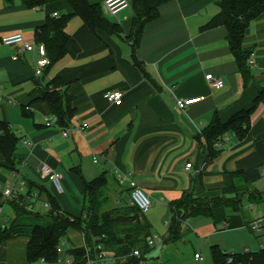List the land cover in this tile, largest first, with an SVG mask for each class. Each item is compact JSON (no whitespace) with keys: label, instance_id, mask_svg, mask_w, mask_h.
Listing matches in <instances>:
<instances>
[{"label":"crops","instance_id":"obj_1","mask_svg":"<svg viewBox=\"0 0 264 264\" xmlns=\"http://www.w3.org/2000/svg\"><path fill=\"white\" fill-rule=\"evenodd\" d=\"M90 1L100 4L107 20L120 25L121 34L99 30L93 33L73 17L65 28L69 36L66 54L43 75L35 77L33 68L38 52H25L13 61L16 47L4 46L1 39L21 34L33 42L35 31L46 16H61L69 12V7L63 0L34 8L25 7L21 0H0V120L8 122L19 138L13 165L0 157V225L4 223L7 228L4 207L13 201L2 194L13 183L12 174L42 189L33 192L39 196V202H47L49 194L61 212L73 218L84 214L85 182L104 173L110 206L122 207L128 203L129 182L134 181L150 198L151 207L144 220L151 227L152 238H156L160 226L167 228L169 205L184 192L202 198L220 196L231 185L230 175L242 172L261 193V201L245 200L237 211L215 210L213 218L218 223L212 228L201 223L196 229L191 218L184 224L182 238L189 232L196 235L202 231L208 238L222 231L240 232L229 237V247L245 229L255 238H264V229H250L253 221L264 219V98L255 107L244 139L239 141L227 134L216 145L219 153L214 157L209 156L204 140L200 139L201 131L214 116L227 121L235 113L253 107L264 90V13L245 32L243 50L250 54L251 72V78L245 82L229 50L225 28L202 30L218 13L219 0H174L162 6L159 17L144 26L134 57L131 42L126 40L131 32L130 6L109 16L103 10L107 0ZM207 74L221 80L222 87H209L205 81ZM56 78L64 81L75 110L64 129L47 127L44 119L51 115L49 108L35 100ZM113 90L123 94L120 105L104 99V94ZM196 99L199 100L185 110H178V100ZM189 163L191 168L186 171L185 165ZM42 164L60 176L61 193L40 176ZM14 201L25 209L27 204L34 203L28 198L27 185ZM33 205L37 206L36 211L42 209ZM31 213L15 224H48L46 211L45 215ZM165 233L159 238L160 243ZM12 240L9 241L19 244L22 264H28L27 239ZM61 245V258L67 260L68 251L85 247V241L79 232L69 229ZM8 247L9 243L0 247V264H16ZM263 247L260 244L258 249ZM246 251L250 250L243 252ZM194 261L199 264L195 258Z\"/></svg>","mask_w":264,"mask_h":264},{"label":"trees","instance_id":"obj_2","mask_svg":"<svg viewBox=\"0 0 264 264\" xmlns=\"http://www.w3.org/2000/svg\"><path fill=\"white\" fill-rule=\"evenodd\" d=\"M55 1L57 0H21L27 8L40 7ZM63 1L69 7V12L56 17L46 16L43 25L38 27L34 34L35 43L44 46L49 60L44 72L66 54L69 36L65 28L71 18H79L93 33L99 30L105 34L120 35L122 32L119 24L110 22L103 15L100 4L90 0ZM172 1L174 0H129L132 10L131 32L126 40L131 42L133 57L144 26L155 21L159 17V9ZM218 7V13L202 27V30L225 28L229 50L246 82L251 78V72L248 66L250 54L243 50L245 32L249 25L264 13V0H219ZM64 85V81L59 78L53 79L35 99L46 103L50 114L57 118V126L63 129L69 125L75 111ZM263 98L264 90L258 95L253 107L235 113L225 122L217 116L213 117L200 135L210 157L219 153L216 145L227 134H233L239 141L245 138L255 107ZM18 143L19 138L11 130L8 122L0 120V157L3 162L13 165ZM230 177L231 185L224 188L220 196L202 198L192 192H184L179 200L169 205L171 216L166 233L162 237L163 245H172L180 241L184 224L191 218H213L215 210L219 208L237 211L245 200L251 203L261 201V193L248 183L244 173H232ZM107 183L104 173L91 182L84 183L86 207L83 210L84 214L78 218L62 213L57 201L48 194L46 200L50 210L46 214L48 221L46 226L16 225L19 218L29 216L31 212L19 202L13 201L10 206L15 214V220L8 228L0 229V245L24 237L27 239L28 264L40 260H44L45 264H57L61 257V253L58 252L61 241L69 229H74L83 236L85 247L68 251L73 258L72 264H86L85 255L95 259L98 255L96 250L98 245L102 251L113 253L112 264H141L144 255L150 251L147 239H152L151 227L144 220V214L129 203L122 207L107 209L110 206ZM26 185L28 195L36 189L42 192L40 187L28 183ZM134 251L139 252L138 257L132 256ZM211 259L212 264H264V247L257 252L228 253L213 246Z\"/></svg>","mask_w":264,"mask_h":264},{"label":"built area","instance_id":"obj_3","mask_svg":"<svg viewBox=\"0 0 264 264\" xmlns=\"http://www.w3.org/2000/svg\"><path fill=\"white\" fill-rule=\"evenodd\" d=\"M130 6L128 0H107L103 4V10L104 12L109 16H115L117 13H119L121 10H124ZM56 16V15H55ZM1 43L4 46H13L16 47L17 51L15 55L12 56L13 61H18L23 53L25 52H31L34 53L35 51L38 52V58L35 60L33 72L35 77H40L43 75L45 68L49 65V60L46 56V50L43 45L36 44L35 41L30 42L24 39V37L21 34H12L8 35L1 39ZM205 81L209 87H222V82L219 79H216L213 75L207 74L205 75ZM123 94L121 91L113 90L106 92L104 94V99L112 104V105H120L122 103ZM196 100H178L177 108L178 110L182 111L185 110L186 106L194 104L198 101ZM44 123L47 127L50 126H57V118L54 115H50L49 117L44 119ZM87 127L86 125L82 126ZM63 135L66 136V133L63 132ZM96 163V161H95ZM191 168V164L185 165V170L189 171ZM39 174L43 178H47L52 186L54 187L55 191L57 193L62 192V185L60 182V176L54 172L51 171V169L45 165L42 164L39 167ZM13 177V183L8 184L7 187L3 190V197L8 201H14L17 199L18 196L22 195L26 189V182L23 179H20L16 174H12ZM28 198H32L34 200L33 204L40 205V208L44 209L46 212L50 210V205L48 202H39V196L37 194H31L28 195ZM128 203L130 206L136 207L142 214H146L150 207H151V201L149 196L146 194V192L141 189L134 181L129 182V197H128ZM33 204H27L26 209L30 212H38L36 211V207H34ZM1 207H0V213H1ZM0 228L2 230L5 229V224H1ZM250 229L253 232H260L264 229V219L255 220L250 224ZM151 239L148 238L147 242L150 243ZM96 250L98 251V255L95 259H91L88 255H85L86 264H105L107 261H113V253L102 251L101 247L98 245L96 247ZM58 252L62 254L63 249L62 245L58 248ZM132 256L138 257L139 252L134 251L132 253ZM195 260L199 262V264L202 262V258L199 254H196L194 256ZM73 258L70 256L69 259L64 260L61 257L58 259L57 264H72ZM34 264H45L44 260H40L38 262H35Z\"/></svg>","mask_w":264,"mask_h":264},{"label":"rangeland","instance_id":"obj_4","mask_svg":"<svg viewBox=\"0 0 264 264\" xmlns=\"http://www.w3.org/2000/svg\"><path fill=\"white\" fill-rule=\"evenodd\" d=\"M111 207L113 206H108L107 209H110ZM4 211L6 213L5 223L7 224L8 228L14 221V213L8 205L4 207ZM37 211L38 213L43 212L42 215H45L44 209H38ZM31 215H33V213H31ZM193 220H195L194 226L196 229L197 226L201 223L203 224V226H205L206 224H210L211 228L218 223L215 217L211 219L197 217ZM45 221L46 223H48L47 220ZM45 221L43 224H45ZM166 221L168 222L169 219L167 218ZM190 223L192 225V221H190ZM159 229L160 233L157 234L156 238H152L150 251L144 255L142 259L143 262L141 264H198L194 261L195 253H199L202 257V262L200 264H212L211 247L213 245H218L220 248H222V250H226L228 253L243 252L246 249L250 251L255 249L259 250L258 246H260V244L264 245V238H255L253 235L251 236L250 233L245 229L242 230L244 231V233L234 241L233 246L231 247H229V237H231V235H233L234 233L240 232L229 234V231H222L216 233L214 238H208V236L202 231L196 232V235H198V237H196L195 234L189 232V234L183 236L181 241L172 245L165 246L163 245V243H160V239L166 231V228L160 226ZM191 230L193 231L194 229ZM10 241L2 244L0 247H7L9 243V255L12 257L16 264H22L19 244ZM105 264H112V262L107 261Z\"/></svg>","mask_w":264,"mask_h":264}]
</instances>
